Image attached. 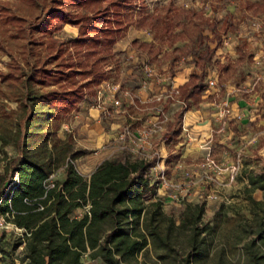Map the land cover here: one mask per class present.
Wrapping results in <instances>:
<instances>
[{
  "label": "trees",
  "instance_id": "16d2710c",
  "mask_svg": "<svg viewBox=\"0 0 264 264\" xmlns=\"http://www.w3.org/2000/svg\"><path fill=\"white\" fill-rule=\"evenodd\" d=\"M101 2L50 0L44 15L33 20L12 12L9 4L0 7V23L19 42L18 49L2 46L9 60L8 71L0 73V147L11 145L18 155L6 161L2 184L9 178L10 182L0 194V212L9 213L13 224L26 231L20 238L29 264H84L85 256L103 264H141L139 256L149 240L157 249L175 252L178 227L190 234L191 249L182 264H198L206 253V234L214 231L201 223L206 205H187L180 226L166 217L151 176L158 157L148 161L123 153L105 160L86 178L75 166L81 154L73 153L74 138L58 135L62 123L88 96L87 90L108 80L107 61L133 24L124 16L130 9L128 0H109L105 10L94 11ZM65 26L78 29V37L58 39L56 34ZM213 54L207 52V61ZM205 77L193 75L183 86L186 100L202 101L199 82ZM186 110L176 114V123L182 122ZM61 170L65 179L47 189ZM248 181L249 192L264 194V170ZM250 202L263 216L252 210L257 231L249 233L254 238L243 248L247 264H264L257 250L264 247V196ZM77 210L84 213L75 216Z\"/></svg>",
  "mask_w": 264,
  "mask_h": 264
},
{
  "label": "rangeland",
  "instance_id": "374dc122",
  "mask_svg": "<svg viewBox=\"0 0 264 264\" xmlns=\"http://www.w3.org/2000/svg\"><path fill=\"white\" fill-rule=\"evenodd\" d=\"M49 1L0 0V7L9 4L12 12L33 20L44 15ZM108 1L102 0L93 7L94 11L105 10ZM128 4L130 9L124 12V16H128L133 24L127 29L124 38L135 41L127 51L119 52L113 48L115 56L106 65L107 81L120 84L123 91L129 90L131 83L149 92L152 85L171 90L175 88L170 84L175 74L181 69L193 67L195 75H206L199 82L202 96L206 97L202 100L213 105H205L203 101L200 105L186 100L185 89L182 88L179 99L186 102V107L181 104L183 109L195 111L205 108L211 115L226 119L232 114L235 94H239L240 98L250 103V107L255 110L254 114L258 116L251 127L241 130L237 129V121L240 120L228 122L225 135L229 139L226 143L221 144L218 135H215L212 143L211 156L219 164L231 166L238 162V155L241 157L242 168L233 186L216 188L204 185L189 203H163L166 217L173 218L176 226H180V214L187 205H206L201 223L203 226L214 227V231L206 234V253L198 264H247L248 257L243 246L254 238L249 233L257 231L258 223L251 213L255 208L250 198L262 201L264 196L260 190L249 192V181L245 183L247 178L264 170V0H128ZM100 26L103 28V25ZM6 31V27L0 23V73L8 71L9 60L2 46L18 49L19 43L8 31L5 35ZM78 35V29L65 26L56 37L60 40H74ZM207 52H214L210 61H207ZM211 80L215 81L214 86L209 84ZM2 84L0 81V86ZM99 90H102L101 85L87 90V94L92 96ZM102 91L104 94L108 92ZM1 98L0 93V105L3 102ZM6 103L12 109L17 107L16 103ZM73 114L62 123L61 129L72 123ZM160 117L164 118L163 115ZM1 124L0 121V132L3 131ZM180 126L181 123H176L174 118L168 129L163 131L170 163L180 158L174 148L177 142L175 133L171 131L179 132ZM17 155L11 145L0 147V194L7 190L10 182L9 178L2 184L6 161ZM62 178L63 170L53 180ZM211 195H217L218 199L209 198ZM255 211L263 216L261 211ZM83 213V210H78L75 216ZM167 224L166 221L162 223L163 233H166ZM173 240L175 252L157 249L149 240L147 249L139 256L140 263L182 264V259L191 249L189 231L178 227ZM2 244L10 264H18L15 259L19 264H28L25 247L24 250L20 248L25 244L16 233L11 231L1 237ZM257 250L264 255L263 246ZM84 264L103 263L92 262L85 256Z\"/></svg>",
  "mask_w": 264,
  "mask_h": 264
},
{
  "label": "crops",
  "instance_id": "0c3cea01",
  "mask_svg": "<svg viewBox=\"0 0 264 264\" xmlns=\"http://www.w3.org/2000/svg\"><path fill=\"white\" fill-rule=\"evenodd\" d=\"M133 41L135 40L121 39L114 46L115 51H127ZM193 69L191 67L179 70L170 81V84L179 90L182 89L190 78L195 75ZM131 84L129 85V91H132L136 97V102L132 104V107L116 109L109 99L105 101V107L101 109L98 107L97 91L94 95H88L85 98L74 112L72 123L64 125V128L58 133L59 137L63 140L67 136L74 138L73 153L81 154L75 160V166L86 178H89L105 160L117 159L123 154L119 149L117 140V136L123 127L152 125L159 121L162 122L163 129L167 130L176 114L183 110L181 103L167 104L166 100L157 103V98L167 91V87L152 85L151 92H149L144 88H139L138 85L132 86ZM105 96L110 98L111 92H106ZM202 99H206V97L202 96ZM202 101L199 102L200 105H202ZM203 102H206V104L203 103L205 105H213L207 100ZM254 111L250 107V103L240 98L239 94H235L232 114L231 111H228L231 115L226 119H220L215 114L211 115L205 108L195 111L187 109L181 126L178 129L179 132L175 134L177 142L174 148L180 154L177 162H169L168 145L164 139L163 132L155 136V148L159 153L158 171L166 170L169 178L177 180H181L185 172L197 175L202 173L205 169V159L209 153L207 148L212 147L215 135L220 137L219 142L221 144L226 143L229 139L228 135H225L228 122L232 120L237 121V117L241 115L242 119L237 121L239 123L237 124V129L241 130V128L251 127L258 117L254 114ZM160 115H163L164 118H161ZM151 176L152 182L158 186V197L163 199L166 191L160 186L157 177L154 174ZM64 179L65 173L63 171V178L57 180L63 181ZM248 180L247 178L245 183L248 184ZM77 212L78 210L75 214ZM9 233L11 232H5L2 234V237ZM24 247L20 248L24 250ZM2 248L5 252V264H10L9 256L3 244ZM15 261L19 264L17 259ZM90 261L98 262L100 260L90 259ZM27 263L29 264L28 259Z\"/></svg>",
  "mask_w": 264,
  "mask_h": 264
},
{
  "label": "built area",
  "instance_id": "2783aa9c",
  "mask_svg": "<svg viewBox=\"0 0 264 264\" xmlns=\"http://www.w3.org/2000/svg\"><path fill=\"white\" fill-rule=\"evenodd\" d=\"M151 71V70H150ZM211 86L215 85V81L209 82ZM102 90L111 92L110 98H107L102 90L98 91V107L104 108L105 101L111 100L113 107L116 109H123L131 107V104L136 102V97L132 91L122 90L120 84H114L110 81H105L102 85ZM181 92L178 88L167 90L158 98V102L169 101L181 103L186 107V102L179 99ZM230 113V112H228ZM242 116L239 115L237 120H241ZM162 122H157L152 125H138L136 127L125 126L123 127L117 140L119 149L123 153H127L135 159L152 160L159 156L155 148V136L164 131ZM208 155L205 159L204 171L200 174L185 172L181 180L172 179L167 176L166 170L158 171V162L152 168L151 175L158 178L160 186L166 191L162 199L164 204H184L191 202L197 196L198 191L204 185H212L216 188H227L235 184L237 175L239 174L242 165L241 157L238 155V162L231 166L219 164L211 156V148L208 147ZM159 158V157H158ZM18 173L14 174L13 183L18 180ZM54 177V176H53ZM52 179L46 188L54 187L55 180ZM209 198L218 199L217 195H211ZM2 200H0L1 206ZM15 232L19 237H22L26 231L18 228L12 222V216L9 213L3 214L0 212V264H5V252L1 245V237L5 232Z\"/></svg>",
  "mask_w": 264,
  "mask_h": 264
}]
</instances>
